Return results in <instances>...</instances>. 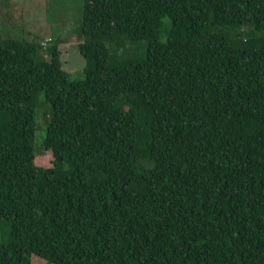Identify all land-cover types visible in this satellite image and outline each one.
Masks as SVG:
<instances>
[{
  "label": "trees",
  "instance_id": "trees-1",
  "mask_svg": "<svg viewBox=\"0 0 264 264\" xmlns=\"http://www.w3.org/2000/svg\"><path fill=\"white\" fill-rule=\"evenodd\" d=\"M75 30L81 81L63 38L0 36V264H264V0H81Z\"/></svg>",
  "mask_w": 264,
  "mask_h": 264
},
{
  "label": "rangeland",
  "instance_id": "rangeland-1",
  "mask_svg": "<svg viewBox=\"0 0 264 264\" xmlns=\"http://www.w3.org/2000/svg\"><path fill=\"white\" fill-rule=\"evenodd\" d=\"M4 1L3 4H1ZM10 1V0H9ZM0 0V36L24 40L38 39L48 48L55 38H63L65 43L59 47L62 68L69 73L72 81L84 79L83 71L91 66L78 52V37L81 0ZM3 5V6H2ZM146 42L141 41L111 54L110 61L141 57ZM51 115V106L44 94L38 96L35 109L36 129L34 137L35 156L42 153L46 135V125ZM9 239L7 226L0 223V244ZM31 264H47L45 260L32 255Z\"/></svg>",
  "mask_w": 264,
  "mask_h": 264
}]
</instances>
